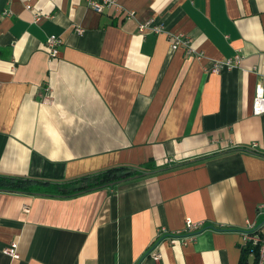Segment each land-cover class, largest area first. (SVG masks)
I'll list each match as a JSON object with an SVG mask.
<instances>
[{
	"label": "crops",
	"instance_id": "obj_1",
	"mask_svg": "<svg viewBox=\"0 0 264 264\" xmlns=\"http://www.w3.org/2000/svg\"><path fill=\"white\" fill-rule=\"evenodd\" d=\"M120 2L136 17L0 0V175L46 183L0 190V264H240L243 233L263 230L264 0ZM148 19L166 32L141 33ZM51 34L63 44L49 60ZM236 53L241 67L205 70ZM120 166L132 172L113 185L58 191ZM188 218L203 223L194 237ZM14 241L19 258L3 252Z\"/></svg>",
	"mask_w": 264,
	"mask_h": 264
},
{
	"label": "built area",
	"instance_id": "obj_2",
	"mask_svg": "<svg viewBox=\"0 0 264 264\" xmlns=\"http://www.w3.org/2000/svg\"><path fill=\"white\" fill-rule=\"evenodd\" d=\"M88 6L98 13H104L106 11H114L125 17L126 19L135 18L137 13L133 9L126 8L120 0H87ZM28 9L31 8L30 5L27 6ZM76 31L78 33H83L84 29L82 27H77ZM139 31L143 34L149 33H161L164 32L165 29L162 24L155 23L154 19H148L146 21H142L139 23ZM166 32V31H165ZM171 40V49L177 50L179 48H184L186 53L189 56H194L198 59H203L204 53L197 49L193 45V38L189 35L184 34H173L168 33ZM63 44V38L56 35L51 34L48 37L46 43V49L49 56V60L57 57L59 54V47ZM243 55L241 53H236L234 56L222 59V60H214L210 67H205L206 71H210L213 73H221L226 68H236L241 67L243 63ZM253 71L259 75H263L259 72L258 66L253 67ZM51 100L50 96H45L42 99V103H49ZM252 110L254 115H262L264 114V79L258 84L256 89V94L253 99ZM259 214H264V203L258 206ZM203 228L202 222L194 221L191 218L185 220V231L189 232L187 237L196 236L199 231ZM262 231H254V232H244L242 236V246L246 247L249 245L257 246L259 245L258 251V259L257 264H264V223H263ZM258 230V229H257ZM166 230L163 229V232ZM175 234V233H174ZM160 243L158 239L153 241L151 244L148 255L152 256L155 260H159L162 258V251L160 250ZM18 241H14L4 247L3 252L9 255L12 258H19L20 254L18 253Z\"/></svg>",
	"mask_w": 264,
	"mask_h": 264
},
{
	"label": "trees",
	"instance_id": "obj_3",
	"mask_svg": "<svg viewBox=\"0 0 264 264\" xmlns=\"http://www.w3.org/2000/svg\"><path fill=\"white\" fill-rule=\"evenodd\" d=\"M123 169L126 168L121 166L112 167L109 169H105L99 173L82 177V181H83L82 190L95 189L121 180V177L119 176V172ZM47 183L52 184L51 182H47ZM43 184H46L45 181L40 179L0 175V190H4V191L24 192V193L34 192V191H39L41 185ZM35 185L37 187H33ZM58 191L63 195H72L77 190L71 189L69 183H64L58 186ZM258 251H259V245L257 246L249 245L246 247H242L240 264H249L248 263L249 256L251 254H254L255 256L254 264H257V259L259 254Z\"/></svg>",
	"mask_w": 264,
	"mask_h": 264
},
{
	"label": "water",
	"instance_id": "obj_4",
	"mask_svg": "<svg viewBox=\"0 0 264 264\" xmlns=\"http://www.w3.org/2000/svg\"><path fill=\"white\" fill-rule=\"evenodd\" d=\"M131 172H132V170L131 169H123V170H121L120 172H119V176L120 177H122V178H124V177H126L127 175H129V174H131ZM143 174L145 173V172H142ZM112 185H113V183H111ZM82 187V183L80 182V183H76V184H73V185H71V189H73V190H78V189H80Z\"/></svg>",
	"mask_w": 264,
	"mask_h": 264
}]
</instances>
